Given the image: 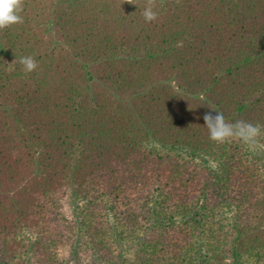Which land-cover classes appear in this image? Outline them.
<instances>
[{
  "label": "trees",
  "instance_id": "1",
  "mask_svg": "<svg viewBox=\"0 0 264 264\" xmlns=\"http://www.w3.org/2000/svg\"><path fill=\"white\" fill-rule=\"evenodd\" d=\"M21 3L0 30V264H264V149L203 120L264 128V0Z\"/></svg>",
  "mask_w": 264,
  "mask_h": 264
},
{
  "label": "clouds",
  "instance_id": "2",
  "mask_svg": "<svg viewBox=\"0 0 264 264\" xmlns=\"http://www.w3.org/2000/svg\"><path fill=\"white\" fill-rule=\"evenodd\" d=\"M21 10V0H0V30L22 23ZM145 18L152 20L155 18V13L146 11ZM19 62L26 73L32 72L37 66L32 56L21 57ZM203 120L204 127L207 129L209 139L212 142L224 144L236 141L249 151L264 148V143L261 142V137L264 136V128L258 124L244 119L228 121L224 114L218 110H214V114L211 111L205 113Z\"/></svg>",
  "mask_w": 264,
  "mask_h": 264
},
{
  "label": "rangeland",
  "instance_id": "3",
  "mask_svg": "<svg viewBox=\"0 0 264 264\" xmlns=\"http://www.w3.org/2000/svg\"><path fill=\"white\" fill-rule=\"evenodd\" d=\"M6 68L7 70H23V66L20 64L19 60H8L6 62ZM263 143V142H262ZM264 148H260V150H263Z\"/></svg>",
  "mask_w": 264,
  "mask_h": 264
}]
</instances>
